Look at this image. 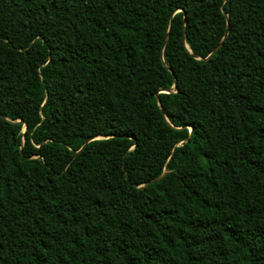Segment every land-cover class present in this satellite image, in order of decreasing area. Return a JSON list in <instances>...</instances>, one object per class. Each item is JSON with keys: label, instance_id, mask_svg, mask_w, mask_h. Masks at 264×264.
<instances>
[{"label": "trees", "instance_id": "obj_1", "mask_svg": "<svg viewBox=\"0 0 264 264\" xmlns=\"http://www.w3.org/2000/svg\"><path fill=\"white\" fill-rule=\"evenodd\" d=\"M0 264H264V0H0Z\"/></svg>", "mask_w": 264, "mask_h": 264}, {"label": "water", "instance_id": "obj_2", "mask_svg": "<svg viewBox=\"0 0 264 264\" xmlns=\"http://www.w3.org/2000/svg\"><path fill=\"white\" fill-rule=\"evenodd\" d=\"M225 34H226V30L224 31L223 36H225ZM164 40H165V39H164ZM163 42H164V41H163ZM220 43H221V40H220V42L217 44V46L211 51V53H213V51H214V50L220 45ZM162 91H163V90H162ZM154 96L157 97V92L154 94ZM161 112H162V110H161ZM161 176H162V174H160L159 176H157V177H155V178L149 180L148 182H154V181L158 180Z\"/></svg>", "mask_w": 264, "mask_h": 264}]
</instances>
